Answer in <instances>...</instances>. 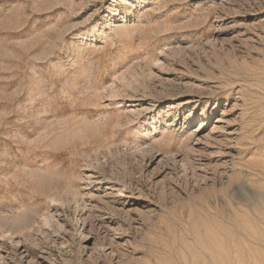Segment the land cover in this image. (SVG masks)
I'll return each mask as SVG.
<instances>
[{"label":"rangeland","instance_id":"1","mask_svg":"<svg viewBox=\"0 0 264 264\" xmlns=\"http://www.w3.org/2000/svg\"><path fill=\"white\" fill-rule=\"evenodd\" d=\"M0 264H264V0H0Z\"/></svg>","mask_w":264,"mask_h":264}]
</instances>
